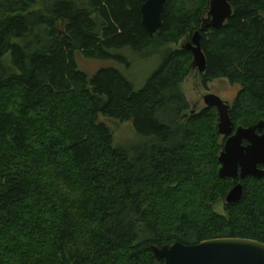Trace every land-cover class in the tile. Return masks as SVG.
<instances>
[{
  "label": "trees",
  "instance_id": "16d2710c",
  "mask_svg": "<svg viewBox=\"0 0 264 264\" xmlns=\"http://www.w3.org/2000/svg\"><path fill=\"white\" fill-rule=\"evenodd\" d=\"M147 1L0 0V264H165L153 246L264 243V178L226 203L218 113L188 115L194 57L173 48L200 32L203 85L239 87L235 128L264 122V0H230L220 29H203L210 0H166L154 37ZM125 48L162 56L140 91L115 68L78 67L129 68L113 53ZM106 120L133 122L143 144L116 147Z\"/></svg>",
  "mask_w": 264,
  "mask_h": 264
},
{
  "label": "water",
  "instance_id": "95a60500",
  "mask_svg": "<svg viewBox=\"0 0 264 264\" xmlns=\"http://www.w3.org/2000/svg\"><path fill=\"white\" fill-rule=\"evenodd\" d=\"M165 3L166 0H148L142 6V24L150 37H154L162 26ZM232 15L230 0H210L208 18L204 20L203 29L223 28ZM200 42L201 34L198 32L190 50L194 56V66L204 71L206 58ZM204 102L207 108H213L219 114L218 132L226 139L219 157V175L234 182L226 203L236 204L244 196V186L237 184L239 179L264 178V122L249 128H235L230 106L221 98L210 94L204 97ZM151 249L154 258L165 264H264V243L256 240L223 238L196 245L178 242L170 246H153Z\"/></svg>",
  "mask_w": 264,
  "mask_h": 264
},
{
  "label": "rangeland",
  "instance_id": "374dc122",
  "mask_svg": "<svg viewBox=\"0 0 264 264\" xmlns=\"http://www.w3.org/2000/svg\"><path fill=\"white\" fill-rule=\"evenodd\" d=\"M207 18L208 14H206L204 19ZM193 38H185L179 45L173 46V48L179 50L190 49L191 46H193ZM151 52L148 54V56H144L135 53L130 48L114 50V55L121 56L125 58L127 62H129V64L131 65L129 68L126 65L113 60H91L81 55L77 56L76 61L80 71L86 73L90 78L102 69L115 68L119 70L124 75V77L133 85L135 91H140L146 86L148 80L157 72V70L162 65V56L159 53ZM7 59H9V57H7ZM203 73L204 71L201 70L199 66H194L193 60L192 72L183 84V92L187 98L188 103L190 104L188 115H191L193 113H200L204 109H206L207 107L204 102V97L210 94L221 98L227 105L232 107L239 91V87H237L236 85H232L227 80L215 81L208 87H205L202 83ZM101 120H103V118H101ZM106 122L114 134V145L116 147H137L143 144L142 142L145 139L136 132L133 122L121 123L109 120H106ZM223 139L225 138L222 137V140ZM218 209L221 210L222 208L219 206Z\"/></svg>",
  "mask_w": 264,
  "mask_h": 264
},
{
  "label": "flooded vegetation",
  "instance_id": "af4514ba",
  "mask_svg": "<svg viewBox=\"0 0 264 264\" xmlns=\"http://www.w3.org/2000/svg\"><path fill=\"white\" fill-rule=\"evenodd\" d=\"M246 144V143H245Z\"/></svg>",
  "mask_w": 264,
  "mask_h": 264
}]
</instances>
